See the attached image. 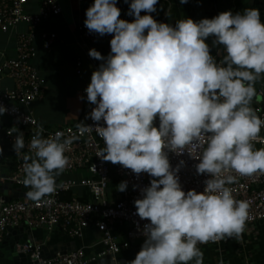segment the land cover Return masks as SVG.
<instances>
[{"label":"clouds","instance_id":"1","mask_svg":"<svg viewBox=\"0 0 264 264\" xmlns=\"http://www.w3.org/2000/svg\"><path fill=\"white\" fill-rule=\"evenodd\" d=\"M158 2L131 0V22L120 18L117 0H93L86 9L89 32L113 34L107 57L95 48L88 51L102 61L85 88L88 102L96 105L89 116L104 124L78 123L77 132L67 137L62 131L44 137L38 127L30 154L23 155L22 183L32 201L51 196L56 176L68 165V146L95 130L105 144L96 156L154 177L134 200L136 213L149 223L129 264H204L198 244L240 241L245 231L250 203L236 200L228 185L237 175L264 174V148L254 147V142L264 143V119L251 107L255 83L264 76V21L259 9L246 8L198 21L181 19L173 26L149 14ZM210 36L226 53L220 63L210 54ZM5 111L0 105V115ZM14 131L19 155L24 135ZM188 146L203 149L199 156L187 151L198 160L196 174L208 177L202 192L182 189L183 160L176 167L169 163V152L180 155ZM117 189L125 191L127 182ZM32 259L38 261L39 254ZM112 264H118L116 258ZM218 264H224L222 258Z\"/></svg>","mask_w":264,"mask_h":264},{"label":"built area","instance_id":"2","mask_svg":"<svg viewBox=\"0 0 264 264\" xmlns=\"http://www.w3.org/2000/svg\"><path fill=\"white\" fill-rule=\"evenodd\" d=\"M130 2L131 0H128V12ZM27 4L28 0H0V33L16 32L15 56L5 58L0 63V105L6 107L5 113L0 115V149H2L0 151V183H8L11 187L8 195H11L17 187L24 192L29 190L22 183L23 155L30 154V140L38 127L43 128L44 137L53 135L56 131H62L65 137L77 132L76 125L47 127L39 123L30 111L31 105L40 99L44 92L43 78L32 65V59L36 56L34 40L37 28L50 17L60 15L61 6L57 0H41L38 10L29 12L26 10ZM141 15H144L143 11ZM133 20L134 16L127 14V21ZM164 23L175 25L166 21V18ZM20 24L25 25L24 31H17ZM79 30L86 44L93 45L100 41L105 43L104 56L107 57L110 53V40L113 34L100 36L89 32L85 24H82ZM39 35L41 44L46 50L50 49L57 39V34L51 31L40 32ZM213 57L217 63H220L221 60L217 59L216 55ZM81 66V60H76L77 73L81 72ZM4 80H10L11 86L2 85ZM83 92L86 94L85 89ZM95 106L90 105L89 114ZM253 108L257 111V115L264 119L263 88L258 89ZM84 124L95 127L97 124L103 125L104 122L103 120L95 122L88 116ZM14 127L24 135L25 147L19 155L13 148L15 136L18 135ZM260 136L264 138V128L261 129ZM254 146L258 149L264 148V143L254 142ZM104 147L103 139L95 130L85 133L68 146L64 153L68 158V165L63 173L85 172V174L79 178L67 175L63 179L56 180L55 192L40 202L32 201L27 197L5 200V195L0 192V221H3V225L0 226V242L11 229L20 226L42 229L48 233L58 229L63 235L73 239L81 238L88 228H94L100 235V248L94 253H87L83 248L75 247L65 252L55 251L46 256L39 243L25 245V251L31 264H94L104 256H109L110 264H112V259L116 258L118 253L136 246V240H145L142 230L149 221L142 220L138 216L134 200L142 197L140 189L148 186L154 177L143 172L135 174L131 169L118 163L113 164L102 160L96 156V153ZM202 150V148L193 150L191 146H188L180 155L168 153L170 166L176 167L181 160L184 161L178 176L185 192L190 189L202 192L204 189V181L208 177L206 174H196L195 165L198 160L192 158L187 152L190 151L193 155L199 156ZM122 181L127 182V189L123 192L117 189V185ZM76 187L86 190L91 198L88 200H79L76 197L65 199L64 194ZM228 187L232 189L236 200H246L250 203L245 227L264 219V174L237 175L236 182ZM88 206H90L89 210L86 211ZM101 225L103 228L100 227ZM118 226L124 229L121 236L114 230ZM222 241L206 244H220ZM37 254L40 259L33 261L32 258Z\"/></svg>","mask_w":264,"mask_h":264},{"label":"crops","instance_id":"3","mask_svg":"<svg viewBox=\"0 0 264 264\" xmlns=\"http://www.w3.org/2000/svg\"><path fill=\"white\" fill-rule=\"evenodd\" d=\"M61 6V13L58 16L50 17L37 28V35L34 40L36 56L32 59V65L36 68L41 78H43L44 92L40 99L36 100L30 107L39 123L47 127H62L65 125H77L85 123L89 116V107L92 103L88 102L87 94L83 90L90 83L91 74L97 70L102 61L92 58L88 55L91 48H95L105 54V43L97 42L88 45L80 35V26L86 19V9L93 3V0H57ZM264 1V0H259ZM41 0H28L26 10L36 12ZM255 0H187V3L181 4L180 0H159L154 13H164L166 21L176 23L177 20L191 18L198 21L202 18H208V13L212 8L216 14L231 10L234 14L242 12L246 8H257L254 5ZM213 3V4H212ZM120 9V18L127 21L128 0H117ZM260 18L264 21V11L259 9ZM17 31L26 29L24 24L17 27ZM51 31L57 34V39L50 49L46 50L42 46L40 32ZM214 37L206 40L210 48V54L216 55L220 59L219 51L224 55L223 46L213 44ZM16 53V32L0 33V63L5 58L14 57ZM82 62L81 72H76V60ZM221 60V59H220ZM222 61V60H221ZM2 85L11 86L10 80H4ZM264 89V76L255 83L256 92L258 89ZM256 97V96H255ZM255 97L252 100L251 107H254ZM80 104H82L80 106ZM80 107V113L77 117L76 110ZM87 110L84 118L83 114ZM158 118L154 120V125L158 126ZM258 149V147L254 146ZM85 172H75L65 174L63 172L56 176V180L63 179L69 175L72 178H79ZM30 190V189H29ZM28 190V191H29ZM75 193H74V192ZM73 197L79 200L90 199V194L80 187L64 194L65 199ZM22 227V226H21ZM115 233L122 235L124 229L116 227ZM21 235L15 234L22 239L28 240V244H41L45 254H51L57 250L67 251L69 249L80 247L87 253H94L100 248L99 232L94 228H88L81 238H68L58 229L48 233L42 229H33L23 227L20 230ZM10 233L9 240H13ZM142 243V242H141ZM136 243V246L118 253L117 260L119 264H127L141 249L142 244ZM203 252L204 264H218L222 258L224 264H264V219L255 222L252 226L245 227L242 239L237 241L235 238L223 240L220 244L197 245ZM98 264V262L94 263Z\"/></svg>","mask_w":264,"mask_h":264},{"label":"water","instance_id":"4","mask_svg":"<svg viewBox=\"0 0 264 264\" xmlns=\"http://www.w3.org/2000/svg\"><path fill=\"white\" fill-rule=\"evenodd\" d=\"M254 109V108H253ZM257 113V111L255 110ZM8 190H11L8 183L1 184L0 183V192L5 195V200H9L11 198H19V197H26L25 193L20 187L15 188L11 195H8ZM23 227H15L9 231V234L5 236L4 240L0 242V264H31V261L25 251V245H28V240L22 239L19 236L16 238L15 234H19L20 230ZM10 233L13 240H9ZM43 249H46L45 247ZM64 249V248H63ZM62 250H57L60 252H64ZM44 251V250H43ZM54 253V252H52ZM51 253V254H52ZM50 255V254H45ZM118 255V254H117ZM116 255V259H117ZM98 264H110V257L104 256L97 260ZM129 264V263H127Z\"/></svg>","mask_w":264,"mask_h":264},{"label":"trees","instance_id":"5","mask_svg":"<svg viewBox=\"0 0 264 264\" xmlns=\"http://www.w3.org/2000/svg\"><path fill=\"white\" fill-rule=\"evenodd\" d=\"M213 1V0H212ZM213 4V3H212ZM254 5H255V7H258L259 9H261V10H263L264 11V1H259V0H255V2H254ZM145 14V13H144ZM150 15H152L153 16V18L155 19V20H157L158 22H164L165 21V17H164V13H149ZM217 14H216V12H215V9L214 8H212L211 10H210V12L208 13V18H212V17H214V16H216ZM219 55H220V59L222 60L223 59V57H224V54L221 52V51H219ZM261 79V78H260Z\"/></svg>","mask_w":264,"mask_h":264},{"label":"rangeland","instance_id":"6","mask_svg":"<svg viewBox=\"0 0 264 264\" xmlns=\"http://www.w3.org/2000/svg\"><path fill=\"white\" fill-rule=\"evenodd\" d=\"M82 104H80V106H81ZM255 105V104H254ZM76 115H77V117L79 116V115H81V113H80V107H78V109L76 110ZM84 116V118L86 117V115H87V110H85V112H84V114H83ZM142 242V243H141ZM143 242H144V240H136V243H141V244H143ZM129 250V249H128Z\"/></svg>","mask_w":264,"mask_h":264}]
</instances>
